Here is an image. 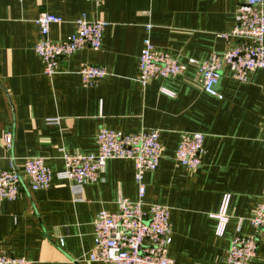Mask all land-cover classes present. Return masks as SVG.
I'll return each instance as SVG.
<instances>
[{
  "label": "crops",
  "instance_id": "1",
  "mask_svg": "<svg viewBox=\"0 0 264 264\" xmlns=\"http://www.w3.org/2000/svg\"><path fill=\"white\" fill-rule=\"evenodd\" d=\"M243 0H0V163L13 158L21 171L22 189L14 201L0 203V252L31 264H102L88 261L94 247L93 223L102 212L115 213L120 198L136 202L134 163L109 160L97 182L74 196L62 152L96 154L97 134L157 130L162 146L159 167L146 172L145 208H170L176 264H225L237 235L253 236L250 218L264 186V69L246 83L225 67L216 91L206 94L195 67L177 78L138 82L139 57L152 25L151 40L159 51L182 63H202L227 48ZM42 13L62 20L49 38L73 36L76 20L108 24L100 50L84 49L59 62L47 77L35 52L37 18ZM84 65L106 68L109 76L92 87L82 84ZM166 89L175 94H162ZM58 120V122H54ZM54 122V123H53ZM201 133V168L189 172L175 160L183 133ZM11 135L12 144H4ZM43 158L53 172L46 190L32 191L22 172L24 161ZM229 195L228 222L217 236V216ZM251 264H264V236L258 235Z\"/></svg>",
  "mask_w": 264,
  "mask_h": 264
},
{
  "label": "built area",
  "instance_id": "2",
  "mask_svg": "<svg viewBox=\"0 0 264 264\" xmlns=\"http://www.w3.org/2000/svg\"><path fill=\"white\" fill-rule=\"evenodd\" d=\"M86 1L97 5L101 3V0ZM61 23L60 18L47 13L40 14L36 20L40 36L35 52L43 64L44 74L50 78L58 73L62 58H69L87 48L100 50L108 27L103 20L90 21L83 15L75 22L77 31L73 36L53 42L49 38L50 28ZM153 28L152 25L146 26L147 36L139 57L137 80L143 87L155 80L177 78L189 67H195L202 90L212 97L222 99L216 86L225 67L230 68L232 78L240 83H246L253 71L264 69V0H243L237 12L235 26L227 36V50L221 55H212L202 63L193 59L182 63L169 53L157 50L150 37ZM79 75L83 86L92 87L107 78L109 72L103 67L84 65ZM161 92L169 97L175 96L166 89ZM54 122L57 123L58 120ZM204 139L205 136L201 133L181 134L175 160L182 168L189 172H196L201 168ZM96 141V154H72L64 150V170L58 177L69 182L73 195L78 196L83 194L86 184L99 180L109 160H129L135 167L138 200L134 202L120 198L115 213L102 211L96 216L93 223L94 247L89 253L88 261L102 264H176L169 256L172 243L170 208L155 204L145 208L144 203V175L146 172L156 171L161 160L159 132L141 130L136 134H122L100 129ZM4 144L10 149L11 135L5 136ZM22 172L32 191L46 190L53 182V172L43 158L26 159ZM21 189V171L16 167L14 159H9L7 169L0 163V203L16 200ZM229 201L230 196H224L217 216L216 234L219 237L223 236L228 222ZM250 224L255 234L235 236L230 243L225 264H251L256 257L258 235L264 236V186ZM0 264L31 263L7 252H0Z\"/></svg>",
  "mask_w": 264,
  "mask_h": 264
}]
</instances>
